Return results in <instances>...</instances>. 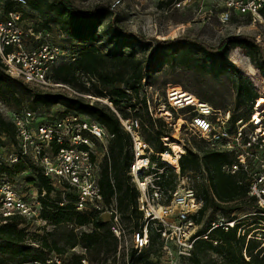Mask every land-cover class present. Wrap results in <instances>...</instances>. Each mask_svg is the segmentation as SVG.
<instances>
[{
  "label": "trees",
  "instance_id": "16d2710c",
  "mask_svg": "<svg viewBox=\"0 0 264 264\" xmlns=\"http://www.w3.org/2000/svg\"><path fill=\"white\" fill-rule=\"evenodd\" d=\"M14 6H9L12 8ZM16 10L22 11L19 7ZM40 12L47 16V22L55 25H63L67 34L72 61L62 57L54 67L52 78L58 83L66 84L83 95L91 96L98 100L91 101L82 97H69L63 93H48L24 85L23 82L11 78L6 73V68L0 60V100L4 103L20 106L21 99L32 100L33 106L46 108L56 104H67L66 114L79 113L99 122L107 133L112 136L109 140L108 152L100 163L99 186L104 202L110 206L115 204L117 212L122 220L132 225L135 231L139 230L142 222V213L138 208L139 191L133 184L129 169L133 161L131 151V138L123 130L118 114L123 118H139L142 130L146 133V141L155 145L156 152L162 154L169 150L163 144L162 138L169 137V129L163 118H153L148 111L147 99L143 94L144 81L150 77L151 71L157 66L162 53L173 46L192 45L199 51L212 55L222 51L228 45H238L247 49L251 60L259 69L263 68L257 60L258 55L264 54L261 46L249 36H236L224 39L216 47L208 46L203 42L188 37H179L173 40H158L150 56L139 58L134 52H126L125 47L118 50L100 49L94 42L91 30L100 27L104 21L112 18L114 8L108 4H100L92 9L82 10L76 7L71 0H29V10L22 11L25 17L29 12ZM264 17V7L261 10ZM108 39L109 47L115 46L121 36L127 38L128 44L144 45V50L151 43L144 36L128 32L120 28L113 20L109 21ZM126 43V44H127ZM62 51L68 48L64 47ZM63 51V52H64ZM226 68L225 71H229ZM235 74L236 94L239 99L237 107L248 106L244 116L233 112V120H248L252 114L256 96L254 88L241 73L232 70ZM81 76L86 79L82 82ZM102 100V101H99ZM202 100V99H201ZM103 101H106L104 103ZM205 101V100H203ZM207 102V101H205ZM210 104V103H209ZM213 106V105H212ZM215 107V106H214ZM221 108V107H215ZM144 112V113H143ZM133 113V114H132ZM143 134V132H142ZM11 138L16 143V130L12 122L7 121L0 113V144L4 138ZM185 154L179 159L180 172L162 162L159 158V168H166L167 175L163 173L158 185L166 193L176 189L175 181L187 174L202 176L201 183L197 186L198 198L203 206L198 212L197 223L205 216L208 210L213 209V218L210 224L216 221L215 214L223 211L228 221H236V216L229 218L242 206H253L255 212L251 219L256 220L254 225L264 221V217L256 211V201L249 197V181L243 175H231L225 172L224 166L234 162L230 154L207 149L205 142L193 137L191 147L186 148ZM156 156V155H154ZM152 157L155 160V157ZM31 170L27 162L19 161L13 165L2 164L0 176L9 180L21 177ZM30 184L39 190L42 206L41 217L51 226L63 223H71L80 229L78 236H72L67 241L70 249L78 245L94 252L96 255H109L117 251L118 239L110 228V221L102 220L101 214L94 211L77 212L75 210V197L72 194V202L60 206L59 202L52 201V193L59 192L50 184V181L41 173L31 178ZM60 200V198L58 199ZM210 224L205 232L210 229ZM245 221L241 220L228 231L215 229L208 234V240H199L195 246L193 255L189 258L192 264H264V247L255 239H247L248 234L241 231L245 227ZM44 234V233H43ZM160 235L155 229L150 231L149 247L142 252H150L154 246L160 244ZM162 242V241H161ZM55 252L57 257L66 255V246H58L56 242H48L46 235L31 233L29 226L24 225V220L17 216L4 222L0 218V264H46L50 260L49 254ZM136 251L132 253L134 257ZM219 256L220 261L207 260L209 253ZM79 255L66 258V264H82ZM143 260L140 259V262ZM218 261V262H217ZM133 262V261H132ZM134 264V262H133Z\"/></svg>",
  "mask_w": 264,
  "mask_h": 264
},
{
  "label": "built area",
  "instance_id": "2783aa9c",
  "mask_svg": "<svg viewBox=\"0 0 264 264\" xmlns=\"http://www.w3.org/2000/svg\"><path fill=\"white\" fill-rule=\"evenodd\" d=\"M193 1L217 4L221 8L220 19L226 23L235 16L260 17L264 7V0H182L177 6ZM15 7L27 12L29 0H0V60L6 73L33 89L96 100L52 78L54 67L65 53L59 46L51 44L46 36L24 26L27 17ZM261 96L264 95L261 93L255 99L254 111L248 120L234 121L231 109L215 108L181 87L169 86L166 91V101L171 110L186 113L185 121L182 120L185 126L179 130L186 127L194 138L205 142L207 149L224 152L234 158L233 163L224 166L225 172L248 178V195L256 201L258 215L264 217V106L262 109L258 107ZM118 117L132 140L134 158L129 174L139 191L138 208L142 213L141 227L133 233L136 251L142 252L149 247L150 231L155 229L165 246L172 244L179 256L189 260L196 243L208 240L211 231H228L235 227L238 220L228 221L223 217L212 222L205 235L198 236L194 231L193 218L198 215L203 202L191 188L166 193L158 185L162 169L152 159L156 155L168 164L167 157L174 155L178 159V166L174 168L179 173V159L186 152V142L181 143L184 152L176 156L168 144L169 138L164 137L163 144L169 150L162 154L154 153L143 137L140 119L123 118L119 114ZM13 119L16 143L12 145L11 154H0V166L27 162L31 166L30 171L36 175L41 173L56 191L72 192L77 212L108 213L111 231L121 241L125 233L123 220L115 204L106 205L99 186V145L102 147L112 138L106 129L79 113H63L41 121H35L30 113H17ZM41 196L44 194L40 195L38 188L22 193L7 177L0 176V218L6 222L8 218L19 216L24 225L30 227L37 223L43 233L49 232L51 225L41 217ZM58 258L56 264L67 262L62 257ZM82 263L87 264L86 260ZM46 264H54V261L49 260ZM126 264L133 262L128 259Z\"/></svg>",
  "mask_w": 264,
  "mask_h": 264
},
{
  "label": "rangeland",
  "instance_id": "374dc122",
  "mask_svg": "<svg viewBox=\"0 0 264 264\" xmlns=\"http://www.w3.org/2000/svg\"><path fill=\"white\" fill-rule=\"evenodd\" d=\"M73 4L82 9L88 10L100 4H108L114 8L112 18L104 21L100 27L92 29L91 35L94 36V42L100 46L104 52L106 50H118L125 47L126 52H134L139 58L150 56L156 46L158 40H173L179 37H188L197 39L204 44L216 47L224 39L236 36H249L261 46L264 52V17L254 16H235L231 22H223L220 19L221 8L217 4L199 3L193 1L191 4L178 7L177 4L182 0H71ZM114 21L120 28L125 31L140 34L151 43L144 50V45L128 44L127 38L119 37L115 46L109 47L107 41L111 38L109 29V21ZM24 26H30L36 34L46 36L48 41L56 46L68 48L69 52L64 51L66 61L71 62L73 53H71V45L67 40L69 36L64 32L63 25H55L47 22V16L40 12H29ZM127 43V44H126ZM257 61L262 64L263 68L259 69L256 63L251 60L247 49L238 45H228L222 51L207 55L199 51L192 45L173 46L172 49L162 53V57L157 66L151 71L150 77L144 81L143 94L147 99V106L150 115L153 118H163L168 125L169 140L168 144L178 143L181 146L182 141L186 142V148L191 147L193 143L192 133L187 131L185 126L186 113L172 111L166 101V91L169 86H177L186 91L194 93L199 99L205 100L215 107L231 109L235 114L244 116L248 111V106L237 107L239 99L235 88V74L232 70L241 73L244 78L250 82L254 88L256 98L259 94L264 95V54L257 56ZM230 68L229 71L224 70ZM85 82L86 79L81 76L80 79ZM32 88V87H31ZM70 97V96H69ZM264 98V96H262ZM96 99V98H95ZM20 106L13 103L7 104L0 100V113L7 120L12 122L13 117L17 113H30L35 121L63 114L69 110L67 104H56L46 108L43 106H33L32 100L23 98ZM98 100V99H96ZM94 101V100H91ZM102 101V100H99ZM106 103V101H103ZM144 113V112H143ZM133 114V113H132ZM171 114V117H170ZM183 120V121H182ZM143 137L146 139V133ZM13 141L11 138H4L0 144V154L6 156L13 151ZM109 142H105L101 147L99 145V164L106 157ZM154 153L155 145H151ZM172 151V150H171ZM154 156V155H153ZM153 160L159 168V159ZM167 168V167H166ZM162 169V174L167 171ZM167 175V173H165ZM37 176L34 172L29 171L19 178L9 180L22 193L35 189L30 184L31 178ZM202 176L187 174L179 177L175 181V191L191 188L197 193V186L201 183ZM72 192L62 191L53 192L52 201L54 204L59 202L60 206H65L72 202ZM198 194V193H197ZM60 198V200H58ZM213 209L208 210L200 223L196 220L198 215L194 216V231L198 236L206 234L212 218ZM255 208L253 206H242L239 211H235L229 218L236 216L237 220L245 221V227L242 233L248 234L247 239H255L264 247V221L254 225L251 218L255 216ZM227 218L223 211L215 214L216 220L219 218ZM109 214H101L102 220H108ZM125 233L122 240L118 243L117 251L109 255H96L94 252H88L81 246L70 249L67 241L72 236H78L80 229L71 223H63L57 226H51L50 231L44 233L41 227L36 224L30 226V232L46 235L48 242H56L58 246H66V255L62 258L66 260L73 255H79L82 260H86L87 264H126L127 260L133 261L134 264H192L190 260L182 258L178 255V251L172 244L165 246L163 242H159L150 252H139L134 248L133 233L135 230L132 225L123 220ZM135 252L134 257L132 253ZM50 260L59 259L53 251L49 254ZM140 259L143 260L140 262ZM207 260L220 261L219 256L209 253ZM217 261V262H218ZM67 262L63 263L66 264ZM83 264V263H82Z\"/></svg>",
  "mask_w": 264,
  "mask_h": 264
},
{
  "label": "bare ground",
  "instance_id": "6f19581e",
  "mask_svg": "<svg viewBox=\"0 0 264 264\" xmlns=\"http://www.w3.org/2000/svg\"><path fill=\"white\" fill-rule=\"evenodd\" d=\"M263 106H264V98L262 97V101L258 105V107L262 109ZM171 150H172V152H174L176 154V156H178L180 153L184 152V147H183L182 144L180 146L178 143H172L171 144ZM167 158H169V159H167V162H168V164L170 166H172V167H177L178 166L177 157H175L174 155H169Z\"/></svg>",
  "mask_w": 264,
  "mask_h": 264
}]
</instances>
